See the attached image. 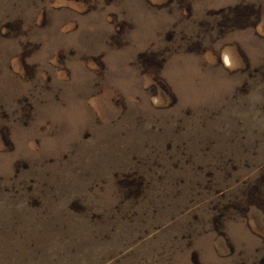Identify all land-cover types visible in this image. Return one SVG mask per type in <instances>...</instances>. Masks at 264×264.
<instances>
[{
  "label": "rangeland",
  "instance_id": "374dc122",
  "mask_svg": "<svg viewBox=\"0 0 264 264\" xmlns=\"http://www.w3.org/2000/svg\"><path fill=\"white\" fill-rule=\"evenodd\" d=\"M0 264H264V0H0Z\"/></svg>",
  "mask_w": 264,
  "mask_h": 264
}]
</instances>
